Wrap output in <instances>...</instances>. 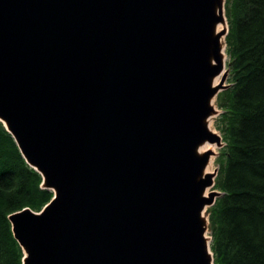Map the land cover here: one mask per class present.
<instances>
[{"label":"water","instance_id":"1","mask_svg":"<svg viewBox=\"0 0 264 264\" xmlns=\"http://www.w3.org/2000/svg\"><path fill=\"white\" fill-rule=\"evenodd\" d=\"M225 4L0 0V121L54 192L9 216L24 264H214Z\"/></svg>","mask_w":264,"mask_h":264},{"label":"trees","instance_id":"2","mask_svg":"<svg viewBox=\"0 0 264 264\" xmlns=\"http://www.w3.org/2000/svg\"><path fill=\"white\" fill-rule=\"evenodd\" d=\"M230 87L216 100L226 146L209 209L215 264H264V0H226ZM0 122V264H23L9 216L53 198Z\"/></svg>","mask_w":264,"mask_h":264},{"label":"bare ground","instance_id":"3","mask_svg":"<svg viewBox=\"0 0 264 264\" xmlns=\"http://www.w3.org/2000/svg\"><path fill=\"white\" fill-rule=\"evenodd\" d=\"M225 29H226V26H224L222 24H219V26L217 28L218 32H221V31H223ZM226 59L227 58L225 57V62H226ZM220 81H221V77H218L215 80V84H219ZM213 105L216 108V110H218L217 107H216L215 100L213 101ZM218 113H219V111H218ZM216 115H218V114H215V115H213L210 118V120H209V128H210V130H212L214 133L217 134V131L214 128H212V125H213V117L216 116ZM220 149L221 148H220V145L218 143H209V142L205 143L202 147H200V152L201 153H203V154H205V153L206 154H209L210 153L211 154L210 160H209V164H208V166H207V168L205 170V174H213L214 173V172H211V170H212V163H213V160H214L215 156L218 155V151L217 150H220ZM205 196H207V193L205 194Z\"/></svg>","mask_w":264,"mask_h":264},{"label":"rangeland","instance_id":"4","mask_svg":"<svg viewBox=\"0 0 264 264\" xmlns=\"http://www.w3.org/2000/svg\"><path fill=\"white\" fill-rule=\"evenodd\" d=\"M223 46L225 47L226 46V43H225V38H223ZM226 52V51H225ZM227 55V54H226ZM228 61H229V57L227 56V60H226V64L228 63ZM226 85H230V83H229V77H228V79H227V81H226V83H225ZM219 112H222V111H219ZM220 114V113H219ZM219 119H220V116L219 115H216V116H214L213 117V125H212V128H214L216 131H217V134H219V135H221L220 133V130H219V126H218V123H219ZM226 144V143H225ZM226 146V145H225ZM218 151V155L217 156H215V158H214V160H213V163H212V170H211V172H215V171H217V177H218V175H219V171H220V166H219V164H218V162H217V160H218V157H219V155H220V153H221V149L220 150H217ZM216 177V178H217ZM215 183H216V179H215ZM211 190H215V191H218L216 188H215V186L211 189ZM210 190V191H211ZM218 192H220V191H218ZM221 193V195H222V192H220ZM220 195V196H221ZM209 207L208 208H206V212H205V215H206V217H208L207 215H209L210 213H209ZM207 236L209 237V240H211V235H210V232H208L207 233Z\"/></svg>","mask_w":264,"mask_h":264}]
</instances>
